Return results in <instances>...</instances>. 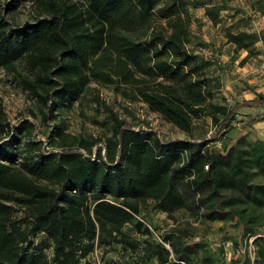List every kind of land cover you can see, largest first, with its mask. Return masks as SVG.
Masks as SVG:
<instances>
[{
  "label": "trees",
  "instance_id": "trees-1",
  "mask_svg": "<svg viewBox=\"0 0 264 264\" xmlns=\"http://www.w3.org/2000/svg\"><path fill=\"white\" fill-rule=\"evenodd\" d=\"M84 1L61 7L47 0L49 16L15 29L5 30L1 24L0 70H14V60L22 58L36 75L25 85L43 104L81 93L90 79L120 82L132 86L150 110L185 133L194 119L210 116L214 138L225 135L239 108L264 107V95L230 107L211 100L214 86L204 73L211 61L186 47V25L176 0L157 8L167 27L140 40L122 30L144 27L158 0ZM220 9L207 6L205 14L215 22ZM226 39L236 49L256 41L249 33H228ZM112 122L103 146L93 151L89 143L86 154L78 148L52 150L31 137L25 150L33 155L20 158L24 151L0 145V264H94L90 257L97 247L112 241L135 248L138 242L122 227L130 223L151 235L138 217L139 202L152 200L165 212L184 207L178 182L197 203L222 202L227 208L214 210L219 218L233 219L241 235L245 231L253 236L259 220L254 207H237L234 202H246L239 197L223 201V192L245 185V160L264 173V150L244 159V149L233 144L216 147L210 144L213 137L161 139L117 116ZM262 191L264 185H254L251 200L260 201L255 193ZM19 209L25 212L21 217L15 215ZM160 236L162 242L147 244L156 264H224L212 253L199 255L200 241L182 242L172 232ZM252 243L264 263V236ZM228 264H250V259L242 251Z\"/></svg>",
  "mask_w": 264,
  "mask_h": 264
},
{
  "label": "rangeland",
  "instance_id": "rangeland-1",
  "mask_svg": "<svg viewBox=\"0 0 264 264\" xmlns=\"http://www.w3.org/2000/svg\"><path fill=\"white\" fill-rule=\"evenodd\" d=\"M166 1L170 0H158L144 27L134 28L130 32L122 30V33L140 40L153 30H164L167 27L166 19L160 18L156 11ZM176 1L186 25L187 31L183 37L186 47L211 61L204 70L215 90L211 100L230 107L236 101L264 95V3L256 0ZM54 2L61 7L85 5L84 0ZM212 5L223 7L218 11L215 22L205 14V8ZM49 14L47 0H0V29L1 24H4L5 30L23 27ZM228 33L253 34L256 41L247 49H236L226 39ZM14 65V70H0V145L10 150L26 151L20 158L34 154L25 150V142L30 137L52 150L78 148L86 154L85 146L93 143L91 148L96 151L111 135L113 115L136 129L151 130L161 139L202 140L213 137L214 126L210 116L202 115L194 119L191 131L185 133L150 110L132 86L120 82L103 83L90 79L81 93L70 95L63 101L53 97L43 104L25 85V80L35 81V72L26 67L22 58L15 59ZM38 91L42 92L41 89ZM7 123L9 126L4 128ZM210 144L216 147L237 145L244 149V159L264 150V107L239 108L225 135L213 137ZM253 165L245 160L243 169L247 174L242 188L223 192V201L227 197H239L246 202H234L237 207L242 209L248 204L254 207L259 220L254 225L253 236L245 231L241 235L233 219L224 215L219 218V213L214 210L227 208L222 202L214 206H210L209 201L197 203L195 197L183 192V183L178 182L177 187L185 199L184 207L165 212L152 200L139 202L138 217L150 229L151 235L127 223L122 231L138 242L135 248L112 241L110 245L97 247L90 260L94 264H156L147 244L162 242L161 233L172 232L182 242L200 241L203 245L198 251L199 255L212 253L224 264L239 257L242 251L247 253L250 264H264L256 256V247L252 243L255 237L264 236V191L255 193L261 199L258 202L250 197L254 185H264V173L257 171L256 166L252 168ZM39 182L48 183L43 179H39ZM199 196L206 197L202 192H199ZM24 213L23 209H19L15 215L21 217ZM163 245L169 249L166 243Z\"/></svg>",
  "mask_w": 264,
  "mask_h": 264
},
{
  "label": "built area",
  "instance_id": "built-area-1",
  "mask_svg": "<svg viewBox=\"0 0 264 264\" xmlns=\"http://www.w3.org/2000/svg\"><path fill=\"white\" fill-rule=\"evenodd\" d=\"M262 19L264 20V16H262Z\"/></svg>",
  "mask_w": 264,
  "mask_h": 264
}]
</instances>
